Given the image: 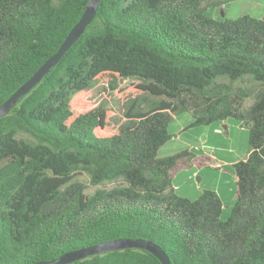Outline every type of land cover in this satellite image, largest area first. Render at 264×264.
Listing matches in <instances>:
<instances>
[{"label":"trees","instance_id":"1","mask_svg":"<svg viewBox=\"0 0 264 264\" xmlns=\"http://www.w3.org/2000/svg\"><path fill=\"white\" fill-rule=\"evenodd\" d=\"M88 1L0 0V105L57 51ZM206 1L101 0L58 64L0 118V264L117 239L151 242L172 264H264V17L214 19ZM104 79L111 89L139 81L114 133L105 108L80 99ZM183 113L189 128L231 119L248 132L226 219L216 192L174 193L171 171L190 152L157 156ZM70 264L161 263L123 249Z\"/></svg>","mask_w":264,"mask_h":264},{"label":"rangeland","instance_id":"2","mask_svg":"<svg viewBox=\"0 0 264 264\" xmlns=\"http://www.w3.org/2000/svg\"><path fill=\"white\" fill-rule=\"evenodd\" d=\"M205 8L207 15L214 19L225 18L230 20L242 15H250L255 18L264 17V0H209L205 2ZM136 83L139 81L126 79L118 87L111 89L106 79L101 80L82 94L81 103L85 105V109L94 108L97 105L103 106L110 115L107 128L114 133L125 122L124 114L131 101L139 96V91H135L132 86ZM250 103V99L246 100L244 106H248ZM190 121L191 115L189 113H183L173 119L169 127L172 139L160 148L157 156L164 158L183 150L195 153V155L204 153L209 156H216L215 162L223 165L221 169H218L221 167V164L218 163L215 165L217 168L191 163L187 167H183L180 164V172L173 175L171 185L174 188V193L194 200L204 190H211L212 188L222 190L224 184L230 181L229 176L234 181L231 165L224 163L223 160L231 162V160H240L245 156L248 151V132L246 129L236 126V122L231 119L232 122L226 130L221 122L209 126L189 128ZM214 127H218L219 131H213ZM221 174L226 177L225 180L219 179L218 175ZM75 180L85 185L86 193L91 194L95 190L89 185L88 177L85 174L78 175ZM111 186V184L107 185V187ZM224 206L222 219L227 218L229 207L226 206H231V203L225 202Z\"/></svg>","mask_w":264,"mask_h":264},{"label":"water","instance_id":"3","mask_svg":"<svg viewBox=\"0 0 264 264\" xmlns=\"http://www.w3.org/2000/svg\"><path fill=\"white\" fill-rule=\"evenodd\" d=\"M100 1L101 0L88 1L81 17L69 31L57 51L52 56H50L25 83H23L8 99H6L0 105V118L6 115L22 97L27 95L42 80V78L58 64L64 54L78 40V38L85 31L86 27L95 17ZM123 249H142L151 253L161 264H172L160 247L141 239H117L104 242L75 251H70L62 254L56 259L40 261L35 264H70L96 254Z\"/></svg>","mask_w":264,"mask_h":264},{"label":"crops","instance_id":"4","mask_svg":"<svg viewBox=\"0 0 264 264\" xmlns=\"http://www.w3.org/2000/svg\"><path fill=\"white\" fill-rule=\"evenodd\" d=\"M230 122H232V121H230V120H226V121H223V122H221V124H223V128L226 130V129H228V125L230 126ZM190 123H191V121H190ZM225 124H227V125H225ZM237 125L236 126H238L239 128H242V127H240L239 126V124L238 123H236ZM213 131H216V132H218L219 131V128L218 127H214L213 128ZM172 139V138H171ZM247 139H248V137H247ZM183 151H187V150H183ZM247 153H248V151L246 152V154H245V156L244 157H242L240 160H244L245 158H246V156H247ZM190 156H188V158H189V160L187 159V160H183V161H181L172 171H171V179H172V177H173V175L174 174H176V173H178V172H180L179 170H180V164L181 165H183V167H187L188 166V164L189 163H191V164H193V165H199V166H213V167H215V165L218 163L219 164V162H215V155H213V156H209V155H206V154H204V153H202V154H198V155H195V153H192V152H190ZM240 160H236V161H232L231 160V162H227V160H223L224 161V163H229L230 165H232V164H234V163H236V162H238V161H240ZM221 164V163H220ZM219 164V165H220ZM221 167H219L218 169H221L222 167H223V165L221 164L220 165ZM182 168V167H181ZM215 168H217V167H215ZM194 175H196V173H194ZM219 176V179L220 180H225L226 179V177H223V174H221V175H218ZM229 178H230V181L229 182H227L226 184H224V187L223 188H221L222 190H216L215 188H212V189H214V190H212V191H214V192H216L217 193V195L220 197V199H221V201L223 202V204L226 202V203H231L232 204V199H233V194H234V181H233V178L231 177V176H229ZM172 183V182H171ZM171 187L173 188V186L171 185ZM174 189V188H173ZM219 191V192H218ZM222 191V192H221ZM201 193H199V195H200ZM199 197V196H198ZM226 207H230V206H226Z\"/></svg>","mask_w":264,"mask_h":264}]
</instances>
